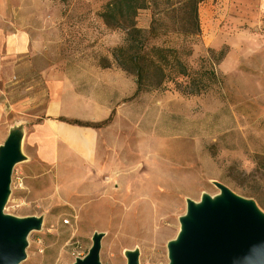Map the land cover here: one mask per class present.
<instances>
[{
    "label": "rangeland",
    "instance_id": "1",
    "mask_svg": "<svg viewBox=\"0 0 264 264\" xmlns=\"http://www.w3.org/2000/svg\"><path fill=\"white\" fill-rule=\"evenodd\" d=\"M0 1L11 2L15 20L59 22L33 30L35 61L1 95L0 145L14 134L21 154L3 213L41 220L19 264H73L94 234L102 235L100 264H127V252L137 264H168L187 202L218 195L216 184L264 214V0L198 7L201 35L186 42L184 62L199 70L210 50L224 51L211 64L217 82L199 95L172 84L136 92L112 57L126 32L99 15L110 0ZM151 19V8L138 11L136 27ZM57 80L66 87L51 100L47 83ZM39 126L50 136L35 139ZM92 130L115 142L94 151ZM38 143L59 152L47 157Z\"/></svg>",
    "mask_w": 264,
    "mask_h": 264
},
{
    "label": "water",
    "instance_id": "2",
    "mask_svg": "<svg viewBox=\"0 0 264 264\" xmlns=\"http://www.w3.org/2000/svg\"><path fill=\"white\" fill-rule=\"evenodd\" d=\"M20 160L19 140L10 134L0 145V264H19L25 258L27 235L41 225L36 217L3 213L11 173ZM216 186L218 195L187 202L180 230L167 244L168 264H264V214L253 201ZM101 238L94 234L87 254L73 264H100ZM126 259L127 264H137L135 252H127Z\"/></svg>",
    "mask_w": 264,
    "mask_h": 264
},
{
    "label": "trees",
    "instance_id": "3",
    "mask_svg": "<svg viewBox=\"0 0 264 264\" xmlns=\"http://www.w3.org/2000/svg\"><path fill=\"white\" fill-rule=\"evenodd\" d=\"M206 0H110L100 18L109 28L126 32L124 44L113 49L117 66L132 75L136 92L174 89L185 95H199L217 82L213 65L224 54L210 50L208 66L202 60L199 70H191L184 62L192 49L188 40L201 35L198 7ZM151 8L148 29L136 27L138 11ZM213 64V65H211Z\"/></svg>",
    "mask_w": 264,
    "mask_h": 264
},
{
    "label": "crops",
    "instance_id": "4",
    "mask_svg": "<svg viewBox=\"0 0 264 264\" xmlns=\"http://www.w3.org/2000/svg\"><path fill=\"white\" fill-rule=\"evenodd\" d=\"M10 1L3 2L0 1V112L2 111L3 106L1 105V95L6 97L7 93L5 90L8 86L12 85V81L17 76H22L23 71L30 68L33 62L35 61L36 55V45L39 43L38 39H35L33 35V30L36 28L38 30H46L49 28H58V21L54 20H41L38 24H30L29 21H19L14 19L13 14V6L10 4ZM42 39H45L44 36H41ZM41 76L43 74L41 72ZM49 89L52 92V99L56 100V96H58L57 91H59L62 87H66L64 82L60 81H49L48 83ZM59 100V99H58ZM77 100H80L77 98ZM61 114H63L61 112ZM116 120V119H115ZM107 125L103 131H106L107 134L114 128V125L117 122ZM119 121V120H118ZM47 127V126H46ZM45 129L42 126H39L38 130L35 134V139L37 136L44 137L50 136L49 134H44L42 130ZM48 130V129H47ZM90 139L93 143L94 151H98L100 149H105L109 147L110 144L115 142L114 140L109 139H101L99 136V132L91 131ZM51 138L48 139L50 141ZM36 141V140H35ZM79 143L82 142V139L77 140ZM39 144V143H38ZM39 152L47 157H52L56 153H58L57 146L54 147L51 143H46L43 146L38 145ZM41 146V147H40ZM53 151H56V153ZM80 151V150H79Z\"/></svg>",
    "mask_w": 264,
    "mask_h": 264
}]
</instances>
